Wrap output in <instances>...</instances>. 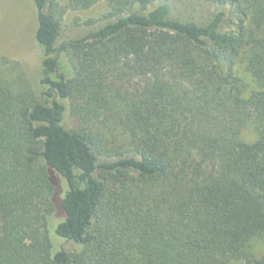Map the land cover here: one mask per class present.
Listing matches in <instances>:
<instances>
[{
  "label": "trees",
  "instance_id": "trees-1",
  "mask_svg": "<svg viewBox=\"0 0 264 264\" xmlns=\"http://www.w3.org/2000/svg\"><path fill=\"white\" fill-rule=\"evenodd\" d=\"M98 1L32 0L43 88L0 81V264H264V0H104L61 36Z\"/></svg>",
  "mask_w": 264,
  "mask_h": 264
},
{
  "label": "rangeland",
  "instance_id": "rangeland-1",
  "mask_svg": "<svg viewBox=\"0 0 264 264\" xmlns=\"http://www.w3.org/2000/svg\"><path fill=\"white\" fill-rule=\"evenodd\" d=\"M58 1L60 5L65 6L66 0ZM162 2L169 7L172 17L198 24L206 23L221 8L204 0ZM223 9L226 15L222 28H235L238 22L235 8ZM108 10V4L104 0L86 9L68 8L61 17V36L76 38L96 29L106 21L103 16ZM91 20L93 23L88 24ZM36 26V10L32 0H0V81L10 83L15 89L28 86L39 93L43 87L39 82L41 57L34 38ZM238 71L247 85V91L257 88L248 73L243 72L241 68ZM73 123V118H67L65 126L69 127ZM241 138L250 142L256 136L248 127L242 130Z\"/></svg>",
  "mask_w": 264,
  "mask_h": 264
}]
</instances>
